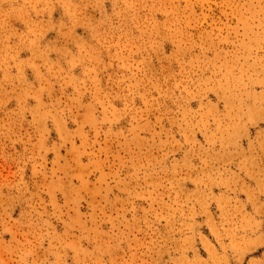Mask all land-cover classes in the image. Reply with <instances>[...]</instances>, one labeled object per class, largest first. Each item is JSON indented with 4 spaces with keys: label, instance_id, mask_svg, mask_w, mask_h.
<instances>
[{
    "label": "rangeland",
    "instance_id": "obj_1",
    "mask_svg": "<svg viewBox=\"0 0 264 264\" xmlns=\"http://www.w3.org/2000/svg\"><path fill=\"white\" fill-rule=\"evenodd\" d=\"M0 264H264V0H0Z\"/></svg>",
    "mask_w": 264,
    "mask_h": 264
}]
</instances>
